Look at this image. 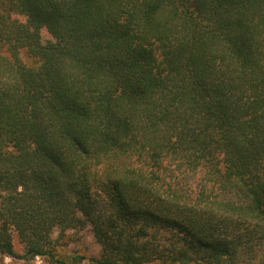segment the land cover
I'll return each instance as SVG.
<instances>
[{"label":"trees","instance_id":"trees-1","mask_svg":"<svg viewBox=\"0 0 264 264\" xmlns=\"http://www.w3.org/2000/svg\"><path fill=\"white\" fill-rule=\"evenodd\" d=\"M0 48V258L264 264V0H0Z\"/></svg>","mask_w":264,"mask_h":264},{"label":"rangeland","instance_id":"rangeland-1","mask_svg":"<svg viewBox=\"0 0 264 264\" xmlns=\"http://www.w3.org/2000/svg\"><path fill=\"white\" fill-rule=\"evenodd\" d=\"M22 19V18H20ZM43 39H48L47 34L42 32ZM0 54H5L3 49L0 48ZM24 61L27 63V58L25 56L22 57ZM13 246L14 250L18 255L24 254L23 245L19 242L18 238L13 236ZM63 245V244H62ZM63 249L67 250L69 255L79 254V255H94L97 253V246L94 244L92 238L90 237L87 231L83 232L81 236L77 239L74 237L70 239L63 247ZM0 264H55L52 260L35 258V259H11L8 257L0 258Z\"/></svg>","mask_w":264,"mask_h":264}]
</instances>
